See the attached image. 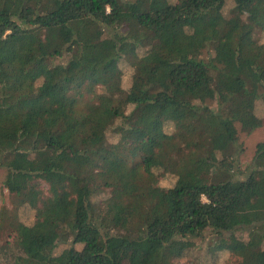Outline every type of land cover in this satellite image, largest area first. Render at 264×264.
<instances>
[{
  "label": "trees",
  "instance_id": "16d2710c",
  "mask_svg": "<svg viewBox=\"0 0 264 264\" xmlns=\"http://www.w3.org/2000/svg\"><path fill=\"white\" fill-rule=\"evenodd\" d=\"M226 2L0 0L3 264H264V0Z\"/></svg>",
  "mask_w": 264,
  "mask_h": 264
},
{
  "label": "rangeland",
  "instance_id": "374dc122",
  "mask_svg": "<svg viewBox=\"0 0 264 264\" xmlns=\"http://www.w3.org/2000/svg\"><path fill=\"white\" fill-rule=\"evenodd\" d=\"M174 1V0H172ZM233 0H227L225 5V12L227 14L230 13V9L232 7ZM260 40L264 41V31L260 33L259 35ZM124 69V79L125 84L128 83V78L130 77L132 73V66L128 62H121L120 65ZM88 88V87H87ZM87 91V90H86ZM90 91V89H89ZM91 92V91H90ZM167 129H169L167 127ZM109 140L113 142L118 141V136L114 134V132L109 133ZM264 140V126L256 128L252 131H244L241 128L239 129V138L238 142L240 144V147L242 149V153L239 157V171H246L251 164L256 151L259 142ZM7 174V170L0 167V207L3 204H9L10 205V193L8 188L6 187L4 180ZM175 176L172 174H168L167 176H164L160 178V184L162 185H171L175 181ZM96 207L101 210H107L109 208V200H96ZM35 209L30 208L28 206H23L20 208V216L21 218L27 222L32 223L35 220ZM216 236L210 235L209 233H206L205 239H197L196 240V246L192 249V252L188 255L175 259V264H209L211 261H215L217 264H236L237 257L234 253H232L228 249H216L213 250V252L209 251L211 240L214 239ZM67 245H72L71 243L66 244H60L58 248L56 249V252L59 253L62 251ZM80 247V245H77ZM7 261V260H6ZM6 263L5 258L1 259L0 264Z\"/></svg>",
  "mask_w": 264,
  "mask_h": 264
}]
</instances>
